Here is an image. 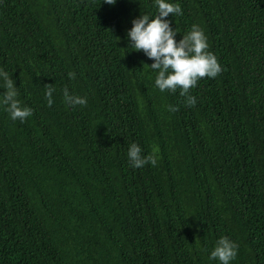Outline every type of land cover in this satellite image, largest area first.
Wrapping results in <instances>:
<instances>
[{"label":"trees","instance_id":"obj_1","mask_svg":"<svg viewBox=\"0 0 264 264\" xmlns=\"http://www.w3.org/2000/svg\"><path fill=\"white\" fill-rule=\"evenodd\" d=\"M170 2L176 39L198 24L222 69L194 106L129 49L153 0H0V68L33 110L0 105V264H218L221 236L230 264H264V0ZM133 142L156 166L131 167Z\"/></svg>","mask_w":264,"mask_h":264},{"label":"clouds","instance_id":"obj_2","mask_svg":"<svg viewBox=\"0 0 264 264\" xmlns=\"http://www.w3.org/2000/svg\"><path fill=\"white\" fill-rule=\"evenodd\" d=\"M108 5H115L117 0H102ZM156 14H142L132 21V27L127 31L129 49L142 51L153 62L148 65L155 73L154 84L159 91L176 92L185 97L187 106H194L196 98L189 95V89L197 85L199 79L204 77L215 78L221 71V66L216 56L208 51L207 37L204 30L193 24L191 29L177 40L178 31L171 27L167 19L169 14L174 17L182 15L179 3L170 0H153ZM70 78L75 74L68 73ZM0 87L4 89L0 93V105L5 107L10 119L24 122L32 115V108L22 106L17 99L19 93L9 73L0 68ZM53 87H47L44 96L49 107L53 104ZM63 102L68 107L84 106L87 103L86 96L70 94L68 88L63 90ZM170 111L176 108L169 106ZM127 159L133 168H141L146 164L156 166L159 159L158 147H153L148 155H142L141 147L133 142L127 150ZM238 245L227 236H221L215 243L208 259L215 260L218 264H230L237 257Z\"/></svg>","mask_w":264,"mask_h":264}]
</instances>
